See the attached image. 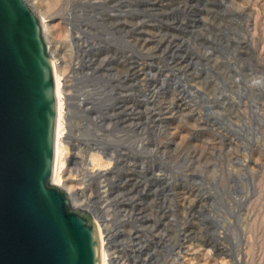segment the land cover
Listing matches in <instances>:
<instances>
[{
	"label": "rangeland",
	"instance_id": "rangeland-1",
	"mask_svg": "<svg viewBox=\"0 0 264 264\" xmlns=\"http://www.w3.org/2000/svg\"><path fill=\"white\" fill-rule=\"evenodd\" d=\"M33 2L108 264H264V0Z\"/></svg>",
	"mask_w": 264,
	"mask_h": 264
},
{
	"label": "water",
	"instance_id": "water-1",
	"mask_svg": "<svg viewBox=\"0 0 264 264\" xmlns=\"http://www.w3.org/2000/svg\"><path fill=\"white\" fill-rule=\"evenodd\" d=\"M55 116L41 20L0 0V264H100L95 221L50 184Z\"/></svg>",
	"mask_w": 264,
	"mask_h": 264
},
{
	"label": "bare ground",
	"instance_id": "bare-ground-1",
	"mask_svg": "<svg viewBox=\"0 0 264 264\" xmlns=\"http://www.w3.org/2000/svg\"><path fill=\"white\" fill-rule=\"evenodd\" d=\"M26 1H28L30 4L34 5L33 0H26ZM34 8L37 9V6L34 5ZM40 20H41V18H40ZM41 24H42V27L44 26L43 31L44 30L47 31V24H46V21L44 18L41 20ZM45 31H44V35H45ZM45 38H46V35H45ZM47 46H48V50H49L50 46L48 45V42H47ZM49 54H50V58H51L52 65H53L55 101H56V116H55V125H54V150H53V178L50 180V184L58 187L60 185V181H62V178H63V170H62L63 162L61 159L60 142H61V139L63 138L62 134H63L64 128L62 127V125H63L62 120H63L64 104L66 103V101H63V100H66V99L64 96H62L64 91H63V88L61 87V82H60V79L58 76V72H56V67H58L56 65L57 59L54 57L53 54L50 53V50H49ZM59 188H60V186H59ZM64 191L67 193L66 190H64ZM67 194L69 195V193H67ZM69 197H70V195H69ZM70 200H71V197H70ZM71 204H72V200H71ZM72 206H73V204H72ZM95 223H96L97 228L99 229L98 232H99V237H100V253H101L100 264H108L109 261L111 262L112 260L107 255V253L105 252L106 245L104 244V242H105L104 240H107V238H105L106 237L105 235H102V234H104V231L100 227V225L97 224L96 221H95Z\"/></svg>",
	"mask_w": 264,
	"mask_h": 264
}]
</instances>
